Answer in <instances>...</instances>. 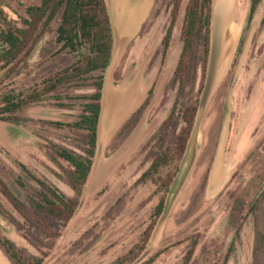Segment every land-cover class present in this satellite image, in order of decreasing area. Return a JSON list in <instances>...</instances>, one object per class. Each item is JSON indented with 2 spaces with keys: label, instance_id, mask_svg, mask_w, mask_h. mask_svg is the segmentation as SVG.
Wrapping results in <instances>:
<instances>
[{
  "label": "rangeland",
  "instance_id": "obj_1",
  "mask_svg": "<svg viewBox=\"0 0 264 264\" xmlns=\"http://www.w3.org/2000/svg\"><path fill=\"white\" fill-rule=\"evenodd\" d=\"M40 1L0 0V8L21 28L26 9ZM142 1L143 14L121 38L114 11L107 7L113 45L102 72L46 90L50 79L85 54L56 43L61 11L47 27H38L14 62L0 65V102L4 96L24 101L17 113L0 115V179L33 216L29 199L38 200L46 190L77 202L65 224L45 217L46 235L0 192V239L11 241L25 260L41 259V264H184L190 251L188 264H264V0H233L216 27L211 0L208 54L203 41L194 40L187 68L180 71L189 0ZM214 28L215 52L223 29L231 37L228 54L202 116L194 165L154 235L161 217L153 218L155 207L165 202L177 174L205 90ZM100 77L95 154L76 194L67 177L72 168L58 153L80 155L86 148V132L72 125ZM33 92L35 100H26ZM116 105L122 113L109 124L108 108ZM159 155L169 158L168 165L144 178ZM142 245L141 252L125 259ZM0 255L16 264L1 246Z\"/></svg>",
  "mask_w": 264,
  "mask_h": 264
},
{
  "label": "trees",
  "instance_id": "obj_2",
  "mask_svg": "<svg viewBox=\"0 0 264 264\" xmlns=\"http://www.w3.org/2000/svg\"><path fill=\"white\" fill-rule=\"evenodd\" d=\"M61 11L60 24L56 28L57 44L70 53L85 50L82 61L74 62L70 67L64 69L55 75L46 90H52L57 85L67 81H74L83 76H87L97 71H104L110 64L112 55L113 35L110 19L107 11L105 0H41L38 6L28 7L25 11L26 18L21 19L22 27H17L9 21L0 8V65H9L14 62L25 50L27 44L32 40L33 35L38 27L42 29L47 27L55 16ZM210 11L211 0H189L183 19V44L180 54L177 71L187 68V60L191 54L194 40L203 41V52L205 56L208 54L209 44V27H210ZM253 7L250 12L252 13ZM171 36V28L169 27L164 40L163 46L168 48ZM96 93L89 97V103L84 105L83 113L72 127L86 132V148L82 153L76 154L66 150L58 153L59 158L68 163L72 168L67 173V177L71 184V189L79 194L84 186L88 175L91 171L92 158L95 154L96 140L98 132V122L100 116V100L102 90V78L98 79L95 85ZM35 93H31L26 100H35ZM16 96H4L0 102V115L17 113L24 101ZM189 123L188 119H185ZM185 141L181 139L178 144V152L180 156L184 151ZM169 158L164 155L157 156L149 170L143 175L147 177L150 173H158L163 167L167 166ZM162 181V180H161ZM41 185V183H39ZM168 182L164 186L167 190ZM43 186V185H41ZM46 193L39 194L38 200L29 199V207L35 213L30 215L25 205L19 202L6 188L0 179V192L9 202V204L23 217L30 219L33 225L41 232L48 235L44 221L46 216L57 219L61 224L67 223L77 208V202L71 201L58 193L55 189L46 190ZM164 201L160 200L155 207L153 218H159ZM152 227L144 232L143 237L146 241L150 236ZM143 241V243L145 242ZM0 246L5 253L16 264H41V259L27 261L16 248V246L8 239H0ZM143 245L138 248L131 249L125 259H129L135 253L143 250ZM191 251L188 252L184 264H188ZM137 256V255H136ZM227 258V257H226ZM225 258V261H226ZM119 260L114 264H120ZM122 264V263H121Z\"/></svg>",
  "mask_w": 264,
  "mask_h": 264
},
{
  "label": "water",
  "instance_id": "obj_3",
  "mask_svg": "<svg viewBox=\"0 0 264 264\" xmlns=\"http://www.w3.org/2000/svg\"><path fill=\"white\" fill-rule=\"evenodd\" d=\"M107 7H109V9L113 10L111 1H109V0H107ZM231 9H232V7H231ZM229 12H227L226 14L223 15L218 11V9L215 6V19L216 20H215V26L214 27H216L217 22L220 23V21L222 19L226 18V15ZM214 35H215V28H214L213 37H212L211 56H210L208 77H207V83L205 86V90L203 92V95H202V98H201V101L199 104L198 113H197L192 131H191L188 143H187L185 153H184L183 158H182L180 165L178 167L177 174H176L174 180L172 181V183L169 187L168 194H167V197H166L164 205H163L161 217H160V220H159V223L157 225V228L155 230L154 235H157L162 224L167 219V217H168L170 211L172 210L173 205H174L181 189L183 188V186H184V184H185V182H186V180L190 174V171L194 165V162H195V159L197 156V152H198V133H199V127H200V123L202 120V116H203V113H204V110L206 107L208 97H209V95H210V93H211V91L215 85V82H216L218 67L223 64V62L226 60V57L228 54L229 45L227 46V33H226V31H225V34H224V29L221 32L220 48L217 52H215ZM40 44H41V41L37 44L34 52L37 50V47H39Z\"/></svg>",
  "mask_w": 264,
  "mask_h": 264
},
{
  "label": "bare ground",
  "instance_id": "obj_4",
  "mask_svg": "<svg viewBox=\"0 0 264 264\" xmlns=\"http://www.w3.org/2000/svg\"><path fill=\"white\" fill-rule=\"evenodd\" d=\"M233 0H215V6L221 14H226L230 11L232 7ZM112 9L115 14V20L117 22V27L119 29V36L125 37L127 36L136 26L139 18L144 12V3L142 0H113L112 1ZM231 37L227 36V46ZM117 95L114 97L117 100ZM113 100V102H115ZM112 102V103H113ZM109 106H111V104ZM108 113L110 116L109 124L114 122L119 115L122 113L120 106L116 105L115 108H108ZM102 140V139H101Z\"/></svg>",
  "mask_w": 264,
  "mask_h": 264
},
{
  "label": "crops",
  "instance_id": "obj_5",
  "mask_svg": "<svg viewBox=\"0 0 264 264\" xmlns=\"http://www.w3.org/2000/svg\"><path fill=\"white\" fill-rule=\"evenodd\" d=\"M0 264H8V262L4 259H2V256L0 255Z\"/></svg>",
  "mask_w": 264,
  "mask_h": 264
}]
</instances>
